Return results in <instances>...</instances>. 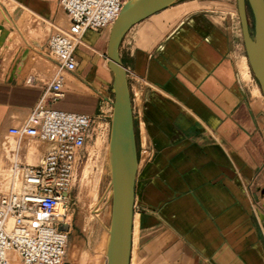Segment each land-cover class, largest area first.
Returning <instances> with one entry per match:
<instances>
[{
	"label": "crops",
	"instance_id": "1",
	"mask_svg": "<svg viewBox=\"0 0 264 264\" xmlns=\"http://www.w3.org/2000/svg\"><path fill=\"white\" fill-rule=\"evenodd\" d=\"M3 1L15 7L23 29L37 21L29 39L23 35L24 46L41 52L46 40L36 29L48 33L59 0ZM237 16L236 0H177L134 25L120 44L136 144L147 150L144 158L138 154L130 264H264L252 189L258 177L264 182L263 97L259 88L246 93L251 74L236 47ZM11 23L16 34H0L6 43L0 45V178L9 175L11 159L32 165L46 151L45 143L31 148L8 131L25 123L55 71L39 73L51 77L42 81L24 75L33 50L23 46V68L11 61L6 73L7 49L21 39ZM110 29L85 32L75 49L77 69L63 76L64 97L53 109L99 117L111 107Z\"/></svg>",
	"mask_w": 264,
	"mask_h": 264
},
{
	"label": "built area",
	"instance_id": "2",
	"mask_svg": "<svg viewBox=\"0 0 264 264\" xmlns=\"http://www.w3.org/2000/svg\"><path fill=\"white\" fill-rule=\"evenodd\" d=\"M127 0H59L69 35L51 34L47 50L57 72L20 128L17 141L35 139L47 149L36 164L16 163L21 184L0 196V264H64L70 221L68 205L77 168L90 138L94 117L53 109L63 99L60 72L77 69L75 49L86 31L111 28ZM147 150L141 148L140 155ZM14 257L18 260L14 262Z\"/></svg>",
	"mask_w": 264,
	"mask_h": 264
},
{
	"label": "rangeland",
	"instance_id": "3",
	"mask_svg": "<svg viewBox=\"0 0 264 264\" xmlns=\"http://www.w3.org/2000/svg\"><path fill=\"white\" fill-rule=\"evenodd\" d=\"M2 9L6 14L12 19L15 18V7L10 6L3 0H0ZM19 16H23V13ZM236 23V47L239 56L246 57L245 49L242 41L241 27L238 16ZM247 18L250 27V33L253 35V17L249 8H247ZM37 21L34 20L29 28L22 29V34L25 37H29L34 31L32 28ZM68 27V19L60 10L59 15L51 26L49 23L47 25L48 33H40V28H37V36L39 39H43L42 51L46 58L49 57L48 50L46 48L47 39L51 34H63ZM10 28V26L8 27ZM13 28V27H12ZM9 30L15 33L14 28ZM49 31H52L51 33ZM29 39V38H28ZM19 46L22 48L14 50L10 46L8 47V53L5 59L4 66L6 67V73L9 72L11 67L16 64V59L25 53L23 51L24 43L19 41ZM18 43V44H19ZM22 49V55H21ZM36 54V55H33ZM32 55L34 57L29 61L24 70V75H28L30 72L33 76H36L39 80L45 78H50V76L41 78L38 74L49 75L51 74V69L53 65L44 57L37 52L33 51ZM40 55V56H39ZM37 56V57H36ZM16 57V58H15ZM50 59V58H49ZM11 61H13L12 66H9ZM32 62V63H31ZM33 66L35 68H33ZM56 69V67H55ZM64 72V71H63ZM65 73V72H64ZM251 74V79L245 84L246 93H252L254 89L259 88V84L255 79L254 75ZM261 93V90H260ZM262 97L263 94L261 93ZM261 98V97H260ZM262 102V107L260 111V122L264 131V97L260 99ZM99 117H94V124L92 126L90 138L87 140L84 147L83 156L78 168L76 179L74 185L70 192L69 205H68V217L70 221V234L68 237V242L65 251L64 264H103L104 255L107 248L108 233L107 229L110 225L111 216V201L112 197L109 191L110 187V173L108 166V145H109V135L111 126V115H112V105L111 107H104L102 112H100ZM16 140V139H15ZM29 142L31 148H36L41 145L42 142L31 141V139L23 140V143ZM15 144V143H14ZM11 145H8L10 147ZM139 148V150H138ZM137 151L140 156L141 148L137 146ZM142 155V154H141ZM144 158V154L142 155ZM38 159H35L31 164H35ZM30 165V163L28 162ZM13 166V159L6 167L7 173H10ZM8 176L0 178V196L7 193ZM252 189L253 194V215L256 222L261 225L264 230V182L260 181L259 177L254 181ZM105 237V238H104ZM104 244V247H103ZM105 248V249H104ZM103 252V253H101ZM137 255V254H136ZM136 258V256H135ZM100 260V261H99Z\"/></svg>",
	"mask_w": 264,
	"mask_h": 264
},
{
	"label": "water",
	"instance_id": "4",
	"mask_svg": "<svg viewBox=\"0 0 264 264\" xmlns=\"http://www.w3.org/2000/svg\"><path fill=\"white\" fill-rule=\"evenodd\" d=\"M177 0H128L110 29L107 58L114 75L112 118L108 158L112 187L109 242L104 264H130L134 188L138 151L127 75L119 57V47L137 23L167 8ZM245 54L252 74L264 96V0H236ZM247 8L253 17L250 33Z\"/></svg>",
	"mask_w": 264,
	"mask_h": 264
},
{
	"label": "bare ground",
	"instance_id": "5",
	"mask_svg": "<svg viewBox=\"0 0 264 264\" xmlns=\"http://www.w3.org/2000/svg\"><path fill=\"white\" fill-rule=\"evenodd\" d=\"M128 1V0H127ZM61 9V8H60ZM62 10V9H61ZM0 11H2L1 10V7H0ZM63 11V10H62ZM64 13V12H63ZM65 14V13H64ZM2 16H3V19H2V21L0 20V34L1 35H3L4 37H8V32L6 31L7 29H10V28H12L13 27V25H12V23H11V20L14 22V24L16 25V27L19 29V31L21 32V30L23 29L22 28V21H21V19H18V20H16V19H12L11 17V20L9 19V16L8 15H5L4 14V12L2 11ZM65 16H66V14H65ZM67 17V16H66ZM68 19V18H67ZM31 25L33 24L32 22L30 23ZM68 25H69V23H68ZM10 26V28H8ZM38 26V25H37ZM14 28V27H13ZM12 28V29H13ZM33 29V28H32ZM24 30V29H23ZM38 30V29H37ZM10 33H11V31H10ZM20 34V33H19ZM21 34H22V32H21ZM20 34V37H21V39L19 38V37H17V39L16 40H14L9 46L11 47V48H13L14 50H16V49H19V48H22L21 46H19L20 45V43L18 42V40L19 41H22V43L24 42V45L25 44H27L26 43V41H25V39L23 38V35H25L24 33L21 35ZM62 35H64V36H68L69 35V31H68V27H67V29H66V31L62 34ZM18 36V35H17ZM1 39H3V38H1ZM82 40V39H81ZM81 40H80V42H81ZM10 42V41H9ZM19 43V44H18ZM6 43L4 42V43H1L0 45L3 47L4 45H5ZM28 45V44H27ZM25 47V46H24ZM25 48H27L28 50H29V48H30V50H33L34 52H37L38 54H40V55H42L43 57H45L46 58V56L43 54V53H41V52H39V51H37V50H35V49H31V47H29V46H27V47H25ZM24 48V49H25ZM27 49H25V50H27ZM33 51H31L30 52V58H29V60L27 61V65L30 63L29 61H31V59H33V62L34 61H36V60H34V57H33V55H36V54H34L33 53ZM23 52V51H22ZM22 52H21V54H22ZM25 52H27V51H25ZM32 53H33V55H32ZM39 55V56H40ZM42 56H40V57H42ZM37 57V56H36ZM44 58V59H45ZM48 58V61H50V63L54 66V68L56 67V65H55V63H53L50 59H49V57H47ZM24 59H26L25 58V55L23 54V56L21 57V60H20V62H21V64H19V62L17 63L16 62V64L14 65V69H19V71H20V69L21 68H23V60ZM32 63V62H31ZM35 63V62H34ZM26 65V66H27ZM57 72V67H56V69H55V71H54V73L52 74V76L51 77H53L54 75H55V73ZM60 76H61V78H62V80H63V76L65 75V74H68V75H71V73H64V72H60ZM8 75H9V73H8ZM7 75V76H8ZM10 76V75H9ZM50 77V78H51ZM27 81H30V78L27 80ZM264 97V96H263ZM111 118H112V115H111ZM16 128H20V127H16ZM8 135L10 136V137H12L10 134H9V132H8ZM13 138V137H12ZM15 139V138H14ZM32 140H35V139H32ZM37 141H39V140H37ZM39 142H41V141H39ZM18 143H20V141H18ZM42 143H44V142H42ZM109 146V145H108ZM107 162H108V166H109V173H110V176H111V172H110V163H109V158H108V160H107ZM16 163H18V164H21L20 162H19V160H15L14 161V163H13V166H12V169H11V171H10V173H9V175H8V188H7V192L9 191V189H11V187H15V188H17V187H19L20 186V184H21V178H22V172L20 171V170H17V171H14V165L16 164ZM110 186H111V184H110ZM7 194V193H6ZM111 197H112V187H111ZM134 216V215H133ZM111 217V216H110ZM109 230H110V225H109V228H108V231H107V233H108V235H109ZM132 231H133V223H132ZM105 238V237H104ZM108 242H109V237H108ZM108 242H107V245H108ZM103 247H104V244H103ZM105 249V248H104ZM106 250H107V248H106ZM101 253H103V252H101ZM131 253H132V248H131ZM105 254H106V252H105ZM104 257H105V255H104ZM100 261V260H99ZM131 261V260H130ZM14 262L15 263H17L18 262V260L14 257ZM102 264V263H101ZM104 264V263H103Z\"/></svg>",
	"mask_w": 264,
	"mask_h": 264
}]
</instances>
